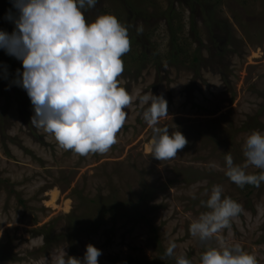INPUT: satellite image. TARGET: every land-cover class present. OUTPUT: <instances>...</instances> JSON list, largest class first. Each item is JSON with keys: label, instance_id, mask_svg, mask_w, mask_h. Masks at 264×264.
Here are the masks:
<instances>
[{"label": "rangeland", "instance_id": "rangeland-1", "mask_svg": "<svg viewBox=\"0 0 264 264\" xmlns=\"http://www.w3.org/2000/svg\"><path fill=\"white\" fill-rule=\"evenodd\" d=\"M191 2L97 0L84 11L88 22L113 14L127 26L131 50L122 57L120 86L167 100L161 126L189 141L170 160L152 157L153 133L138 100L106 154L59 148L31 124L26 91L9 87L22 63L0 50V70L7 66L12 74L0 78V264H52L64 250L82 258L88 244L102 250L100 264H176L180 255L200 264L206 246L220 241L239 244L264 264V183L241 188L225 175V156L244 165L248 135L264 133V0H222L194 10ZM10 9L11 0H0V30L9 33ZM172 30L185 51L191 47L188 56L170 55ZM214 185L243 210L219 240L205 244L189 226L209 211L202 201ZM169 242L177 246L173 257L165 255Z\"/></svg>", "mask_w": 264, "mask_h": 264}, {"label": "clouds", "instance_id": "clouds-1", "mask_svg": "<svg viewBox=\"0 0 264 264\" xmlns=\"http://www.w3.org/2000/svg\"><path fill=\"white\" fill-rule=\"evenodd\" d=\"M12 9L5 20L14 25L9 33L0 30V50L22 63L9 87L26 91L34 111L31 124L54 137L59 148L79 156L106 154L118 143V133L126 123L127 110L134 101L146 106L142 119L152 130L149 151L152 157L166 161L177 156L189 143L181 131L170 134L161 121L169 116L168 102L153 93L139 97L120 86L124 63L130 52L128 28L113 14L98 16L88 22L84 11L95 7L97 0H11ZM138 32L142 28L137 29ZM12 74L7 66L0 78ZM246 163L235 164L225 156V175L243 188L264 183V133L253 131L243 145ZM248 166L258 173H248ZM209 210L190 223L192 237L202 243L216 238L242 212V206L223 196V188L214 185L209 198L202 201ZM169 242L165 255L173 257L176 249ZM102 250L86 246L82 258L64 250L52 257V264H100ZM176 264H193L185 255L175 257ZM200 264H258L254 254L239 244L220 241L207 247Z\"/></svg>", "mask_w": 264, "mask_h": 264}, {"label": "trees", "instance_id": "trees-1", "mask_svg": "<svg viewBox=\"0 0 264 264\" xmlns=\"http://www.w3.org/2000/svg\"><path fill=\"white\" fill-rule=\"evenodd\" d=\"M192 2L190 3L191 5H192V10H194L195 9V4H204V3H206L207 5L209 4V3H213V2H218V3H220V1H222V0H191ZM231 1V0H230ZM235 1V0H234ZM237 1V0H236ZM239 1V0H238ZM194 13H193V15H192V19H191V31L193 32V33H196V22H195V20H194ZM172 25H170V23H169V27H171ZM174 32V30H172L171 31V39H170V44H171V50H170V55L172 56V57H177L178 55H186V56H188L189 54V51H191V47L190 48H188V50H184L183 49V47L182 46H180V44L178 43V37H177V34H174L173 33ZM178 54V55H177ZM199 49H197L196 50V52L194 53V55H193V61L195 62V63H198L199 61ZM44 233V232H43ZM44 235V234H43ZM44 237H45V235H44ZM45 239H46V243L48 244V242H50L49 241V239H48V237H45ZM151 264H160V263H158V262H153V263H151Z\"/></svg>", "mask_w": 264, "mask_h": 264}]
</instances>
